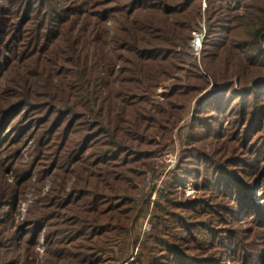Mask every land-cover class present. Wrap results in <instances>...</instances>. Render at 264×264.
I'll list each match as a JSON object with an SVG mask.
<instances>
[{
  "label": "trees",
  "instance_id": "obj_1",
  "mask_svg": "<svg viewBox=\"0 0 264 264\" xmlns=\"http://www.w3.org/2000/svg\"><path fill=\"white\" fill-rule=\"evenodd\" d=\"M193 102L180 166L159 195L163 222L135 262L264 264V0H0V138L19 112L35 114L36 159L60 180L34 220L49 229V264H106L115 240L137 249L151 197L140 186ZM217 116L229 118L225 131ZM191 180L187 199L179 186ZM17 197L0 184V264H33L31 237L18 243L9 218ZM239 221L249 236H235Z\"/></svg>",
  "mask_w": 264,
  "mask_h": 264
},
{
  "label": "rangeland",
  "instance_id": "obj_2",
  "mask_svg": "<svg viewBox=\"0 0 264 264\" xmlns=\"http://www.w3.org/2000/svg\"><path fill=\"white\" fill-rule=\"evenodd\" d=\"M108 25L113 34L115 32V22L111 20ZM199 32L206 33V25L204 22L201 23ZM200 55L201 51L199 54L195 53L198 63L200 61ZM188 61H192V59H188ZM4 77L2 78L3 84L5 83ZM229 83H232V81ZM233 83L234 88L239 90L240 88L237 80H233ZM213 90H215V88L210 85L201 95ZM158 91L161 93L163 90L159 89ZM201 95H199V97H201ZM194 106L193 102V104L188 107L185 122L181 123L173 132L171 144H169L164 151L158 153L152 160L157 170L156 175L153 177L151 174L148 175L140 186V188L145 191V194L151 193V197L150 204L145 209L134 232V237L139 236V241L136 246L137 249H134L135 251H131L128 255V248L123 240H115V242H111L100 255L106 264H136L135 261L141 242L154 232L155 227L159 225V223L163 222L162 218L164 217V213L162 214L159 206L165 207V203L163 198L162 200L159 199V195L161 193H163L164 196L168 195L169 188H167V183H170L171 179L174 177V173L180 166L183 151L188 143V134L191 131L190 128L193 127L190 123L194 115ZM26 115L27 114L22 111L14 116L12 119L13 122L6 127L4 135L1 136L3 141L0 143V184L8 183L13 186L18 193V197L14 198L12 202L13 205L9 215L12 225L18 226L14 228V233L19 237L17 239V241H19L18 243H20L22 237L25 239L31 237L33 255H29L28 259L33 264H49V229L47 227L39 229L34 220L43 213L48 198L53 193V190L58 187L60 180L56 179V171L47 169V167L43 166V163H40V161L36 159L38 150L37 143L39 140L37 118L33 113H31L29 117ZM219 117L220 116H217V118ZM219 119L221 121V131H225L229 118L221 116ZM13 124H15V127L23 126L26 129L18 136L12 130ZM15 137H21V142L16 145H7V143ZM202 149H204L203 145ZM192 181L194 180L183 182V184L179 186L180 194L182 193L183 197L187 199H192L197 195V189ZM71 185L72 182L68 184V192H70ZM261 191L257 189L253 194V198L257 203L261 202ZM244 212L245 211L240 213L239 217H243ZM65 218L63 220H65ZM209 220L205 221L204 226L196 229L195 234H197V236L205 234L203 228L210 227L211 224ZM236 225H239L240 233L235 236H240L242 238L249 236L251 232L250 227H253L250 223L243 221H239L238 224H234L233 227H236ZM218 229H220V226H218ZM218 229L215 230L216 233L220 231ZM188 232L187 230V233ZM261 239L262 241L258 244V247L261 246L259 250L260 255L264 256V235H262ZM129 241L131 243L132 239L130 238ZM18 245L19 244L16 242L15 247H18ZM230 246L231 244L228 243V249L226 250L227 256L224 258V262L226 263H231L232 261ZM12 254L13 258H16L23 255V251H14ZM192 254L194 255L195 253Z\"/></svg>",
  "mask_w": 264,
  "mask_h": 264
},
{
  "label": "built area",
  "instance_id": "obj_3",
  "mask_svg": "<svg viewBox=\"0 0 264 264\" xmlns=\"http://www.w3.org/2000/svg\"><path fill=\"white\" fill-rule=\"evenodd\" d=\"M205 38V33L203 32H197L194 33V39H193V50L195 53L199 54L202 48V44Z\"/></svg>",
  "mask_w": 264,
  "mask_h": 264
}]
</instances>
